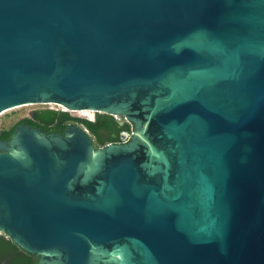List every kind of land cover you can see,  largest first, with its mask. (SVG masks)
Returning a JSON list of instances; mask_svg holds the SVG:
<instances>
[{"label": "water", "instance_id": "95a60500", "mask_svg": "<svg viewBox=\"0 0 264 264\" xmlns=\"http://www.w3.org/2000/svg\"><path fill=\"white\" fill-rule=\"evenodd\" d=\"M32 103L136 125L0 154V231L38 264H264V0H0V113Z\"/></svg>", "mask_w": 264, "mask_h": 264}, {"label": "flooded vegetation", "instance_id": "af4514ba", "mask_svg": "<svg viewBox=\"0 0 264 264\" xmlns=\"http://www.w3.org/2000/svg\"><path fill=\"white\" fill-rule=\"evenodd\" d=\"M8 115L13 117L15 120L6 126L5 120L2 123L0 132L7 131L14 128V132L11 138L7 141L0 140V154L5 152H10V150H15L13 147V142L15 136L18 134L20 128H30L32 130H38L46 135H58L65 138L71 128H76L81 130L86 136L89 137L91 145L96 150H102L110 145H126L130 142L131 137L136 134V125L134 122L130 121L124 115H113L105 112H100L96 110H73L65 107L61 104L56 103H32L19 107L12 108L8 110ZM109 115L116 119L120 128L128 126L127 130L120 131L119 141H112L106 143L102 146L96 145L94 138L81 123V120H86L90 122H95L98 115ZM47 115L52 117L50 123L45 124L43 118ZM44 129H52L46 132ZM14 137L12 138V136ZM115 137V134H112Z\"/></svg>", "mask_w": 264, "mask_h": 264}, {"label": "trees", "instance_id": "16d2710c", "mask_svg": "<svg viewBox=\"0 0 264 264\" xmlns=\"http://www.w3.org/2000/svg\"><path fill=\"white\" fill-rule=\"evenodd\" d=\"M5 116V115H4ZM3 116V118H4ZM95 122L81 120V123L90 132L96 145L102 146L108 142L119 141V132L127 130L128 126L120 128L115 118L100 114ZM52 117L47 115L43 118L45 124L50 123ZM14 128L0 132V140L7 141L11 138ZM46 132L50 129H44ZM115 134V137L112 136ZM39 256L30 254L14 243L10 236L0 231V264H38Z\"/></svg>", "mask_w": 264, "mask_h": 264}, {"label": "rangeland", "instance_id": "374dc122", "mask_svg": "<svg viewBox=\"0 0 264 264\" xmlns=\"http://www.w3.org/2000/svg\"><path fill=\"white\" fill-rule=\"evenodd\" d=\"M2 119H3V122L5 120L6 126L8 124L10 125L15 120L13 117L9 116L8 113H6L5 116H4V118L2 117Z\"/></svg>", "mask_w": 264, "mask_h": 264}, {"label": "built area", "instance_id": "2783aa9c", "mask_svg": "<svg viewBox=\"0 0 264 264\" xmlns=\"http://www.w3.org/2000/svg\"><path fill=\"white\" fill-rule=\"evenodd\" d=\"M8 111H4V112H1L0 113V129H1V127H2V123H3V119H2V117L7 113Z\"/></svg>", "mask_w": 264, "mask_h": 264}]
</instances>
